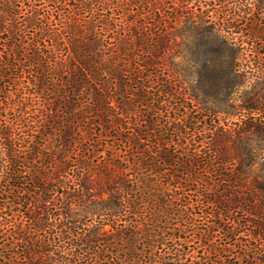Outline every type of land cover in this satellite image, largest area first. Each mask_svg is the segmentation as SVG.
Masks as SVG:
<instances>
[{
  "label": "trees",
  "instance_id": "trees-1",
  "mask_svg": "<svg viewBox=\"0 0 264 264\" xmlns=\"http://www.w3.org/2000/svg\"><path fill=\"white\" fill-rule=\"evenodd\" d=\"M190 1L0 0V264H217L176 233L201 220L264 264V18Z\"/></svg>",
  "mask_w": 264,
  "mask_h": 264
},
{
  "label": "rangeland",
  "instance_id": "rangeland-1",
  "mask_svg": "<svg viewBox=\"0 0 264 264\" xmlns=\"http://www.w3.org/2000/svg\"><path fill=\"white\" fill-rule=\"evenodd\" d=\"M167 0H159V3L161 2H165ZM200 1V4H203L205 2L207 3H218L219 0H191V4L194 5L195 4H198V2ZM243 1V0H241ZM246 1L247 3H249L252 7H253V10L255 11H258V14L260 17H263L264 18V0H244ZM176 3H179L181 4V0H175L174 4ZM165 5H167L165 3ZM194 8H196V6H194ZM177 43V44H176ZM171 52H173V56H172V61L174 64H176V67L174 68H177L178 71L180 70L182 73H185V74H182L181 73V77L180 80H182L184 78V81L181 82L182 83V86L184 87H188L190 86V88H193L195 90V94L196 92H198L201 96V91L198 90V88H196V85H197V81H196V75L194 74L193 71H195V69L197 70L198 68H200L202 66V56L204 57V54L202 53L201 51V46H199L198 44H195V43H186V42H183L181 41V37L180 36H176L175 37V45L172 46V49H171ZM197 59L198 62L195 63L194 62V59ZM187 75V76H186ZM179 89L181 87V84L179 82ZM220 101H218V104L215 105L213 104V102L211 101H206V104L209 105V106H213L215 107V109H218L217 107L220 106ZM198 105V103L195 102V105ZM137 115L138 114H142V110L141 109H138V111L136 112ZM146 115V112L144 113ZM136 115V116H137ZM134 117V116H132ZM216 118H218L219 122L222 123L223 119H224V115L223 114H219L218 116H216ZM133 119V118H132ZM230 119V118H229ZM234 119H236V116H234L231 121H235ZM129 122V121H128ZM127 124L125 125V130H127V127L128 125H131V124ZM93 135V134H92ZM110 135H113V132L112 134H110L109 132L107 133H100L98 135H95L94 139L91 140L92 143H93V146H92V150L93 152L91 153V157L90 159H92L94 156L96 157V161L98 162L100 156H104L107 154V151L108 150H111L109 147H110V144L111 142L108 141V139L112 138ZM50 141V146H54V144H56L57 142V138H55L54 136H51V138L49 139ZM103 140H106V141H103ZM103 142V143H102ZM114 144L115 143H118V142H115L113 141ZM117 147L118 144L116 145ZM235 214L237 216L240 215V212H235ZM202 222H206L204 220H201V221H198L196 223V228L192 229L190 228L192 231L188 232L187 230L184 231V232H176L177 234H181V236L183 237V239L185 240L186 244L190 247V249L194 250L195 251V255L197 257H201L203 255H207L208 257V261H211V259L215 262H218L217 264L220 263H232L235 261V263L237 262V259H236V255L234 256V254L236 253V244H233V242L235 243L236 241H232V239L229 237V238H224V235L221 234V233H226L225 231L227 230V225H223V221H222V225L223 226H220V227H215L214 228V231L211 232L208 236H206V234L208 233L206 231V225ZM225 230V231H224ZM227 241V244H226V249H229V251H224V250H221L220 253H217V252H213V250H211V248L213 247H219L220 245H222L223 243H225ZM223 246V245H222ZM223 249V248H222Z\"/></svg>",
  "mask_w": 264,
  "mask_h": 264
}]
</instances>
